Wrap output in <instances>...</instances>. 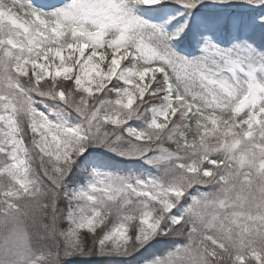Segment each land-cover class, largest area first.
Here are the masks:
<instances>
[{"label": "snow or ice", "instance_id": "1", "mask_svg": "<svg viewBox=\"0 0 264 264\" xmlns=\"http://www.w3.org/2000/svg\"><path fill=\"white\" fill-rule=\"evenodd\" d=\"M51 253L264 264V0H0V264Z\"/></svg>", "mask_w": 264, "mask_h": 264}, {"label": "clouds", "instance_id": "2", "mask_svg": "<svg viewBox=\"0 0 264 264\" xmlns=\"http://www.w3.org/2000/svg\"><path fill=\"white\" fill-rule=\"evenodd\" d=\"M43 233H37L36 236L39 238H43ZM55 254L51 253L49 256H46L42 262V264H56V261L54 259Z\"/></svg>", "mask_w": 264, "mask_h": 264}, {"label": "trees", "instance_id": "3", "mask_svg": "<svg viewBox=\"0 0 264 264\" xmlns=\"http://www.w3.org/2000/svg\"><path fill=\"white\" fill-rule=\"evenodd\" d=\"M65 264H68V262H65ZM72 264H106L104 260H92V261H81L79 259H75Z\"/></svg>", "mask_w": 264, "mask_h": 264}]
</instances>
